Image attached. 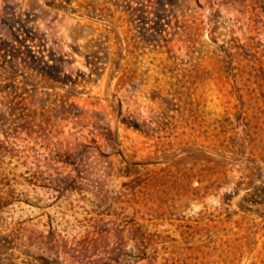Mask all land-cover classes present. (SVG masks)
I'll use <instances>...</instances> for the list:
<instances>
[{
	"label": "rangeland",
	"instance_id": "rangeland-1",
	"mask_svg": "<svg viewBox=\"0 0 264 264\" xmlns=\"http://www.w3.org/2000/svg\"><path fill=\"white\" fill-rule=\"evenodd\" d=\"M8 190L0 264H264V0H0Z\"/></svg>",
	"mask_w": 264,
	"mask_h": 264
},
{
	"label": "trees",
	"instance_id": "trees-1",
	"mask_svg": "<svg viewBox=\"0 0 264 264\" xmlns=\"http://www.w3.org/2000/svg\"><path fill=\"white\" fill-rule=\"evenodd\" d=\"M13 103V101L11 102V104ZM11 197L12 198V190H8L6 191V196L0 195V209L6 205L7 203H9L10 199H7ZM53 264H56V262H53Z\"/></svg>",
	"mask_w": 264,
	"mask_h": 264
}]
</instances>
